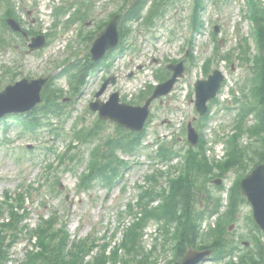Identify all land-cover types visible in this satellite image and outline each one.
<instances>
[{"label": "rangeland", "instance_id": "obj_1", "mask_svg": "<svg viewBox=\"0 0 264 264\" xmlns=\"http://www.w3.org/2000/svg\"><path fill=\"white\" fill-rule=\"evenodd\" d=\"M63 2L65 0H18L17 6L24 8L28 12L27 19L33 20L35 24H41V28L49 30L51 28V9L55 2ZM17 2V0H15ZM95 2V9L90 11L88 20L93 22V27L88 28V32L95 30V24L103 22L108 19L110 13L118 11L125 3L124 0H104ZM93 2V4H94ZM264 5V0H262ZM193 0H175V4L170 6L164 25H159L151 30L139 28L137 25L132 27V35L128 40V44H133V51H128L125 54H118L114 58L108 60L104 67L96 72L87 81V84L82 88V91L77 97L71 99L69 102H63L62 111L66 114V119L61 121V125L69 130L73 127L78 118L85 119L83 124L90 125L95 120L96 115L89 111V104L95 99L96 92L103 84L102 74L109 72L118 76V85L111 86L109 90L102 97L107 100L109 96L115 92H121L122 99L126 98L125 102L131 101L141 89H145L148 83H152V72L157 68L166 65L167 60L186 59L187 71L185 77L177 84L174 96L164 99L163 105L155 103L152 106L153 118L147 131L146 142L151 144L156 138L162 136L170 137L177 133L184 137L185 133L182 127H185L188 122L197 115L194 102V84L197 79H205L207 76L202 70L203 63L206 59L214 57L216 46L222 54L233 51L241 44L244 38L250 40L253 54L258 53L255 39L253 36L252 26L245 20V12L247 11V0H207L206 5L201 11L202 20L204 21V30L201 33H196L191 28L190 16L193 13ZM39 7V9H38ZM92 8V7H91ZM91 10V9H90ZM80 24L74 25L67 33L66 40H74L72 33ZM219 26V33L215 35L214 27ZM26 27H29L26 25ZM64 33V34H66ZM192 33V34H191ZM62 34V35H64ZM76 35V32L74 33ZM191 36V37H190ZM190 38V45L187 44ZM72 46L76 47V51L81 57L86 52L87 43L83 46L75 42ZM61 40L58 39L52 46L41 53L40 55L31 56L26 55L22 50L12 51L0 54V88L9 83L11 76L2 77L4 71L2 66L14 68V72L21 74L18 80L24 76L40 77L51 72H58V67L62 62L66 61L70 55L64 57L62 53ZM60 49V50H59ZM57 50V52H55ZM188 57H186V53ZM238 51L233 55L234 63L223 62L218 67L227 77V83L220 96V105H215L214 115L204 128L205 136L209 140H214L215 131H218L220 126H224L227 132V125H220V118L223 121H228L229 118L221 111L225 104L231 106L232 89L241 93L243 82L247 78L252 77L250 70H246L241 61L237 57ZM196 58L194 63L191 56ZM167 59V60H166ZM221 61V60H220ZM143 67L142 70H138ZM216 67L210 68V73ZM56 69H58L56 71ZM153 70V71H152ZM134 72V75L129 78V75ZM18 74V75H19ZM56 85L69 92V84L66 79H58ZM69 95V94H68ZM240 97V96H239ZM64 119V117L62 118ZM252 120V119H250ZM166 121L167 123L163 124ZM9 125L0 122V197L7 191L13 193L19 185H28L33 182L39 172L44 170V166L50 164L57 156L54 152H47L45 144L50 142L47 138H51L48 145H56V151L69 144V134L63 138L53 139V133L48 131L41 133L36 138H31L28 134H23L19 125L15 123L14 119H10ZM169 122V123H168ZM57 124V121H53ZM252 122H249L251 124ZM197 124V123H196ZM58 125V124H57ZM59 126V125H58ZM115 126L108 125L105 128L106 134H115ZM180 129V131H179ZM223 130H221V133ZM213 136V137H212ZM212 137V138H211ZM39 140V147L32 149L31 153L25 152L19 145L33 143ZM184 146L181 141L177 144V148ZM84 147V146H82ZM81 147V148H82ZM156 147H149L144 149L137 156H132L129 160L133 163L131 169L126 176L127 186H129L125 196L121 194V187L116 188L112 192H108L105 188L99 187L92 191V194L82 195L77 194L76 185L78 183V176L84 170L80 169L75 174H69L65 171V166L59 167L54 174L60 178V183L63 184L64 190L58 195L52 196L48 201V206L42 210L35 207L34 213L31 215L29 223L33 227L38 223L39 214H49L51 211L58 210L61 216H65L70 224V230L73 235L86 237L90 232L103 235L104 232L116 233L118 227L115 225L116 217L114 209L119 205L124 204L127 200L134 198L137 195L136 185L143 184L144 176L150 173L153 169L158 168L157 164L153 167V161L149 158L150 154H154ZM86 149L83 153L87 155ZM21 154V155H19ZM57 160L54 161L56 163ZM53 176V175H52ZM234 175L231 174L227 180H223L222 186L225 187V192L232 186ZM204 180V179H203ZM195 184V191H197L196 203L198 207L207 204L205 196L211 194L215 198L218 190L215 186L208 183V180L197 178ZM226 197V193L222 194ZM40 199V198H39ZM66 199V200H65ZM38 200V199H36ZM41 202V200H39ZM226 203L224 202V205ZM252 214L251 207L244 205L240 211L238 219L231 223L230 220L224 219L223 225L226 227V232H229V227L232 224L233 234L227 235V239H234L240 244L241 236L250 235L251 224L248 220ZM214 219L207 222V226L213 224ZM157 226H150L147 230L144 246L146 251H154V246L157 250L154 252L156 257H159V264H166L173 258V245L169 239H165L164 235L156 231ZM118 241L122 239V234H118ZM166 241L167 247H162V243ZM264 242V241H263ZM249 248L252 247L249 242ZM27 243L22 242L12 250L15 264L17 260L24 259L25 249ZM79 257V262H82L83 255H78L74 250V257ZM205 264H215L210 261Z\"/></svg>", "mask_w": 264, "mask_h": 264}, {"label": "trees", "instance_id": "obj_2", "mask_svg": "<svg viewBox=\"0 0 264 264\" xmlns=\"http://www.w3.org/2000/svg\"><path fill=\"white\" fill-rule=\"evenodd\" d=\"M147 0H140L141 5L145 4ZM163 1V0H162ZM162 1L159 2L161 5ZM200 4L203 3V0H197ZM140 6L139 3L132 9L130 18H134L140 14ZM263 18H259L262 20ZM259 39L262 49L264 50V21L259 23ZM259 102L257 106V118L258 125L250 130L251 134H258L259 136L264 137V74L262 78V85L258 92ZM51 95L49 94V99ZM255 113V105L251 107V109L245 110L239 114V119H245L249 114ZM127 137L120 138L117 140V148L128 151ZM202 143V142H201ZM200 150H202L203 145L199 146ZM133 149V146H131ZM251 150V147L248 148ZM229 152H232V158L226 161L224 164L220 165V173L224 174L235 168H246V160L244 158L245 152L242 150L238 144L237 139L234 140L233 143L229 145ZM202 154V155H200ZM200 154H192L189 158L190 169L186 177L181 178L174 182L173 187L171 188L170 196L164 200L161 209L163 210L164 219L171 224H175L178 227L179 235H178V243H177V256L181 257L185 253L187 246L198 247V241L201 235V221L203 219V214L199 211H195L194 209V193H195V181L194 177L197 178V175L209 176L213 174L214 166H211L207 159L204 156V153L200 152ZM258 157L260 161H264V153L258 152ZM256 152H255V160H256ZM120 168V165L115 168H111L110 164L106 166H100L97 168V172L93 174L90 178V181L94 179H104L105 177H116L115 172ZM193 175V176H192ZM243 201L240 195V187L239 184H236L232 191L231 195V206L229 209V215L233 217L239 208V204ZM219 201L217 202L216 207L219 206ZM220 233H224V231H220ZM60 235L51 236V238L57 239ZM218 241L215 245H218ZM61 248L58 247L49 252L48 250H44V252L38 255L33 261L32 264H79L78 259L74 261L75 258L71 260L68 259L66 255V242L63 240V244H61ZM260 261H264V248L260 247ZM35 256V255H34ZM109 258L104 257L102 262L96 259L94 264H106V260ZM7 260V252L3 248V245L0 244V264H4ZM30 264V262L28 263ZM241 264H255L254 261L250 262L248 259H244Z\"/></svg>", "mask_w": 264, "mask_h": 264}, {"label": "water", "instance_id": "obj_3", "mask_svg": "<svg viewBox=\"0 0 264 264\" xmlns=\"http://www.w3.org/2000/svg\"><path fill=\"white\" fill-rule=\"evenodd\" d=\"M117 25L118 19L108 27L105 36L101 38V50L106 49L110 44L116 43L117 40ZM182 69H176L175 76L169 82L159 95L168 93L176 81L177 76L181 75ZM223 76L219 72L210 77L209 81H204L197 84V109L204 115L207 111V102L216 97L220 89ZM42 84L38 82H29L24 80L16 86H10L5 92L0 93V117L7 112L19 110L28 107L31 104H36L40 100V91ZM31 98V99H30ZM29 102L32 100V102ZM105 116L112 117L121 125L131 127L133 129H141L145 123L149 111L144 109L132 110L116 104H111L103 108ZM139 117V118H138ZM138 118L137 124L134 121ZM192 141L196 143L197 136L194 134ZM242 192L248 197L254 207V217L256 222L264 229V165L258 167L251 175L245 178L241 184ZM211 254V251L196 252L191 250L185 257L184 264H197L199 261L206 259Z\"/></svg>", "mask_w": 264, "mask_h": 264}]
</instances>
